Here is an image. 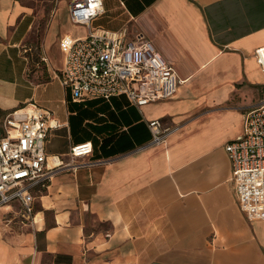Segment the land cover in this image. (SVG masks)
I'll return each mask as SVG.
<instances>
[{"label": "crops", "instance_id": "crops-1", "mask_svg": "<svg viewBox=\"0 0 264 264\" xmlns=\"http://www.w3.org/2000/svg\"><path fill=\"white\" fill-rule=\"evenodd\" d=\"M69 1L0 0V117L47 109L50 166L92 145L74 158L86 164L33 190L31 222L18 201L0 206V264H264V220L240 210L224 149L264 97V0H102L94 27L148 39L183 80L140 108L123 95L74 100L62 85L59 40L86 34ZM38 41L60 56L45 80L29 58ZM153 119L176 127L164 144H150Z\"/></svg>", "mask_w": 264, "mask_h": 264}, {"label": "built area", "instance_id": "built-area-1", "mask_svg": "<svg viewBox=\"0 0 264 264\" xmlns=\"http://www.w3.org/2000/svg\"><path fill=\"white\" fill-rule=\"evenodd\" d=\"M104 13L102 0H70L69 16L73 24L83 25L86 34L59 40L63 68L59 74L63 86L70 88L74 100L125 96L140 108L167 100L183 82L153 46L143 37H129L127 28L109 31L94 27L93 21ZM257 64L264 71V47L254 50ZM47 109L33 105L8 113L0 126V206L18 201L22 216L33 220V190L46 187L61 167L86 163L74 158L92 151L90 141L70 147V160L63 163L52 157L47 162L45 145L50 128ZM150 144L165 143L176 127L163 126L158 119L148 120ZM231 166V182L240 210L248 220H264V97L243 116L242 133L225 144Z\"/></svg>", "mask_w": 264, "mask_h": 264}, {"label": "rangeland", "instance_id": "rangeland-1", "mask_svg": "<svg viewBox=\"0 0 264 264\" xmlns=\"http://www.w3.org/2000/svg\"><path fill=\"white\" fill-rule=\"evenodd\" d=\"M35 49L32 51V55L29 57L32 61V74L39 80H45L48 78L47 68H58L59 55H52V52H44L40 47V42H34ZM2 125V117H0V126Z\"/></svg>", "mask_w": 264, "mask_h": 264}]
</instances>
